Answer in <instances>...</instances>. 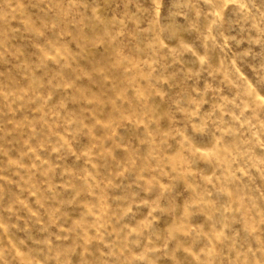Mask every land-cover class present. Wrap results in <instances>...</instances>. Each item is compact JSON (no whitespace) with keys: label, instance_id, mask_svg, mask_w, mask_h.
I'll use <instances>...</instances> for the list:
<instances>
[{"label":"rangeland","instance_id":"374dc122","mask_svg":"<svg viewBox=\"0 0 264 264\" xmlns=\"http://www.w3.org/2000/svg\"><path fill=\"white\" fill-rule=\"evenodd\" d=\"M10 3L7 10L0 6V51L6 53L0 57V209L6 219L17 198L38 208L41 196L40 220L29 225L34 240L50 232L69 235L75 222L110 219L105 242L119 244L120 229L121 237L139 231L129 247L138 255L154 249L147 253L153 264L215 260L220 243L233 235L237 249L256 247L249 232L259 217L248 209L250 198L264 207L258 199L264 192V91L251 76L247 85L232 78L222 57L205 55L207 34L217 31L211 20L204 35L185 34L181 48L165 38L169 0H82L63 23L41 29L43 35L36 31L41 14L29 0ZM97 139L116 144L115 151L107 147L115 161L96 157ZM126 160L137 166H125L101 200L91 186ZM172 184L184 194L179 215L167 211L161 194ZM33 186L36 196L28 191ZM50 214L60 217L59 227L49 226ZM85 230L97 234V228ZM13 232L6 241L15 242ZM14 235L43 257L42 246L24 232ZM177 242L190 250L173 253ZM97 246L106 250L99 241L90 245Z\"/></svg>","mask_w":264,"mask_h":264},{"label":"clouds","instance_id":"9594fccd","mask_svg":"<svg viewBox=\"0 0 264 264\" xmlns=\"http://www.w3.org/2000/svg\"><path fill=\"white\" fill-rule=\"evenodd\" d=\"M29 2L41 14V16H38L39 27L36 31L38 35H43L41 29L47 31L63 23L66 17L71 15V10L79 5L82 0H29ZM169 3L172 7L168 9L165 21L170 27L165 38L175 41L182 48L185 34L200 32L201 35H204L201 29L207 21L211 20L217 31L215 35L211 32L207 34V39L211 40V50L206 51L205 55L222 57L220 65L221 67L227 66L232 78L243 85H247L248 76H251L256 79L257 87L264 91V0H169ZM0 6L5 10L10 9V0H0ZM226 8L230 13L227 17L224 14ZM181 17H183L182 20ZM161 31L163 32L165 29H161ZM205 48H207V43ZM5 54L4 51H0V57ZM82 54L88 55L87 52ZM2 75L3 73L0 72V76ZM260 99L264 100V96H261ZM104 139H107V137H104ZM94 144L97 158L104 161H115L116 158L107 152V147H111L115 151V143L105 146L97 139ZM60 147H63V145H60ZM54 150L58 151L59 148L54 146ZM125 166L128 170H132L137 165L135 160L117 161L115 168L119 171H111L108 176L96 181L91 186V188L99 191L101 200L106 196L107 191L115 186L114 180L123 173ZM100 167H103V165H100ZM147 167V165H144L140 170L144 171ZM96 172L97 175L100 174L98 168ZM67 174L75 175L72 172ZM260 178L264 179V171H261ZM93 179L95 178L93 177ZM45 183L49 184L50 189L55 187L50 180L45 181ZM34 187H30L28 191L30 195L36 196L39 188L33 191ZM66 187H73V185L69 183ZM143 191L151 193L152 189L145 188ZM161 194H166L167 211L179 215L183 210V205L180 203L184 195L183 192L172 184L168 187H162ZM133 195H138V193H133ZM258 199L264 203V192L260 193ZM147 202L145 200L140 201V203ZM35 203L39 205L38 208H33L25 200L17 198L6 209L10 214L7 219L3 214L5 210L0 209V229L3 230L0 231V264H137V261L153 264L152 261L148 260L147 253L154 251V249L148 248L138 255L132 252L129 247L130 244L137 243L134 237H139L142 234L139 231L133 233L129 230L121 237L119 232L124 230L120 229L117 232V239L120 240L119 244L115 241L112 243L105 242V235H111L106 231L110 219L105 220L103 224H100L99 221L90 225L75 222L67 230L69 235H65L63 232L59 234L50 232L48 237L42 240H34L29 232V225L34 218L39 222L40 208L44 207V199L41 196H36ZM134 203H136L135 200H133ZM249 204L251 207L248 211L250 213L255 212L259 217V220L256 221V227L249 232L256 247L248 243L247 247L241 251L236 247L235 235L225 237V240L219 245L218 258L215 260L205 258L200 260L199 264H264V228L260 227V225H264V207L257 205L256 198H250ZM131 208L132 205H129L126 212H130ZM160 211H164V209H160ZM21 212L26 213V215H21ZM12 217H15L14 223L11 222ZM59 219L60 217L50 214L49 226L59 227ZM118 219H123V216ZM98 225L103 227L105 232H100ZM86 228H97V234L89 236L85 230ZM10 230L24 232L27 239L32 240L37 248L42 246L45 253L43 257L38 259L34 255L36 249L28 248L24 240L15 237L14 232L13 239H15V242L12 239L6 241ZM113 231H116V229H113ZM73 232L76 233L75 237L70 235ZM257 232L259 235H256ZM187 234L191 235V230ZM93 241L104 243L106 250L98 246L95 249L91 248L90 245ZM177 244L178 246L173 249V253L190 250V247L185 248L179 242ZM22 248L25 251H21ZM77 249H82V252H77ZM165 254L168 255L169 253L166 252ZM74 255L77 256L75 261L73 260ZM192 255L195 254L192 253ZM176 264H184V262L176 261ZM188 264H192V262L189 261Z\"/></svg>","mask_w":264,"mask_h":264}]
</instances>
